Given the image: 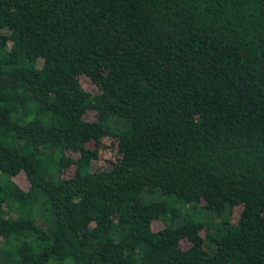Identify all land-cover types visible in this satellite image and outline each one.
<instances>
[{"label": "trees", "instance_id": "16d2710c", "mask_svg": "<svg viewBox=\"0 0 264 264\" xmlns=\"http://www.w3.org/2000/svg\"><path fill=\"white\" fill-rule=\"evenodd\" d=\"M0 264H264V0H0Z\"/></svg>", "mask_w": 264, "mask_h": 264}, {"label": "rangeland", "instance_id": "374dc122", "mask_svg": "<svg viewBox=\"0 0 264 264\" xmlns=\"http://www.w3.org/2000/svg\"><path fill=\"white\" fill-rule=\"evenodd\" d=\"M82 84H83V86L85 87V88H89V89H93V91L95 90V88H94V86L93 85H90L89 84V82H85L84 83V81L82 82ZM108 154H107V156L108 157H111L112 155H113V151H111V149L107 152ZM192 215H194L193 213H191ZM196 215H200V216H202L203 215V212L201 213H197ZM195 216V215H194Z\"/></svg>", "mask_w": 264, "mask_h": 264}]
</instances>
